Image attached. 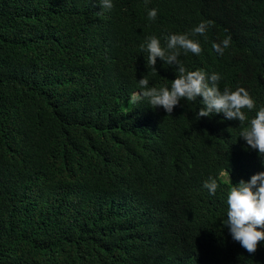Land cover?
I'll use <instances>...</instances> for the list:
<instances>
[{"label": "trees", "instance_id": "trees-1", "mask_svg": "<svg viewBox=\"0 0 264 264\" xmlns=\"http://www.w3.org/2000/svg\"><path fill=\"white\" fill-rule=\"evenodd\" d=\"M0 0V264H264L223 221L227 192L264 172L238 120L198 119L202 98L171 114L147 99L175 65L148 61L146 40L190 33L179 60L219 73L264 106V0ZM158 9L148 19V10ZM227 35L219 55L212 48ZM145 45V50L141 49ZM224 173V175H221ZM209 177L220 187H203Z\"/></svg>", "mask_w": 264, "mask_h": 264}, {"label": "clouds", "instance_id": "clouds-1", "mask_svg": "<svg viewBox=\"0 0 264 264\" xmlns=\"http://www.w3.org/2000/svg\"><path fill=\"white\" fill-rule=\"evenodd\" d=\"M147 3V0H146ZM104 10H111L114 5L112 0H99ZM158 9L148 10V19L155 20ZM214 24L211 20L201 21L190 33L170 34L165 38L166 46H162L160 39L150 36L146 40L148 63L156 72L157 58L169 65H175L178 75L168 86L149 87L146 76L138 81L141 92H134L130 96V103H138L147 99L152 108L162 107L171 114L174 107L181 100L195 102L202 98L203 107L196 113V117H210L214 114H223L227 120H238L241 127L239 137L253 150H257L264 161V106L259 107L255 116L249 120L245 110L251 112L256 109V100L244 87H237L234 91L225 88L221 92L219 81L222 79L219 73L208 74L202 69L189 71L179 60L181 50L185 54L191 52L200 55L203 51L200 41L193 37L205 36L209 27ZM232 43V37L227 35L219 43L214 42L212 48L219 55H223L225 49ZM145 50V45H141ZM224 175V173H221ZM231 187L227 192V213L223 221L230 231L232 239L238 242L249 254H254L260 243L264 242V172L252 175L248 182L240 180L233 185L228 173ZM211 195H215L220 187L218 180L209 177L203 184Z\"/></svg>", "mask_w": 264, "mask_h": 264}]
</instances>
